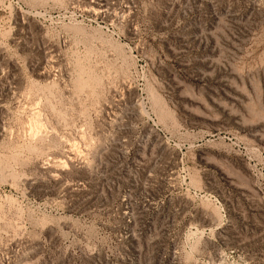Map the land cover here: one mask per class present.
Listing matches in <instances>:
<instances>
[{
  "label": "rangeland",
  "instance_id": "1",
  "mask_svg": "<svg viewBox=\"0 0 264 264\" xmlns=\"http://www.w3.org/2000/svg\"><path fill=\"white\" fill-rule=\"evenodd\" d=\"M0 264H264V0H0Z\"/></svg>",
  "mask_w": 264,
  "mask_h": 264
},
{
  "label": "bare ground",
  "instance_id": "2",
  "mask_svg": "<svg viewBox=\"0 0 264 264\" xmlns=\"http://www.w3.org/2000/svg\"><path fill=\"white\" fill-rule=\"evenodd\" d=\"M103 8H104V7H101V9H99V10H95L94 13H97V14H98L100 11H103V10H104Z\"/></svg>",
  "mask_w": 264,
  "mask_h": 264
}]
</instances>
